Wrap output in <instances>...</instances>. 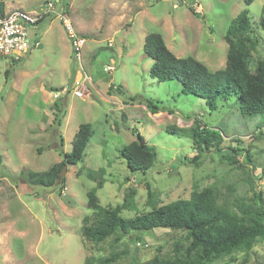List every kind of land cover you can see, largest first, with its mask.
Instances as JSON below:
<instances>
[{
    "label": "rangeland",
    "instance_id": "374dc122",
    "mask_svg": "<svg viewBox=\"0 0 264 264\" xmlns=\"http://www.w3.org/2000/svg\"><path fill=\"white\" fill-rule=\"evenodd\" d=\"M2 1L7 9L33 12L52 1L57 12L39 22L40 47L19 59L0 55V264H85L117 253L114 264H135L186 253L191 240L182 230L158 228L120 241L115 235L100 242L84 237V217L93 214L87 193L97 183L87 175L91 169L106 168V182L97 190L102 205L121 204L134 191L135 208L123 209L124 217L209 187L220 205L238 212L255 207V193L264 199V174L260 179L256 170L264 167V114L245 117L232 100L211 110L204 99L182 93L180 82L152 78L153 60L144 52L145 36L159 32L177 56L223 68L229 25L248 9L254 68L264 61V0ZM61 14L82 37L80 59L72 54ZM85 73L89 92L75 95L76 80ZM62 88L67 92L54 98ZM196 119L221 130V147L234 156L223 157L213 147L194 161L193 140L167 127L189 128ZM82 122L92 123L93 134L83 160L68 165L64 182L46 187L29 181L30 171H46L64 159ZM133 129L158 150L146 172L130 170L119 152L135 138ZM209 264H264V236L250 250H234Z\"/></svg>",
    "mask_w": 264,
    "mask_h": 264
},
{
    "label": "trees",
    "instance_id": "16d2710c",
    "mask_svg": "<svg viewBox=\"0 0 264 264\" xmlns=\"http://www.w3.org/2000/svg\"><path fill=\"white\" fill-rule=\"evenodd\" d=\"M5 6V2L0 0V10H4ZM260 25L264 30V17L261 18ZM252 28L249 10L244 9L232 20L227 30V63L225 67L216 70L209 68L193 55L177 56L168 47L163 34L149 32L145 36L144 52L153 60L150 75L162 82H180L182 93L204 99L211 110H217L220 102L232 100L245 117L263 115L264 61H259L254 68L251 67L249 44L253 42ZM9 73L10 70H7V77ZM149 108L157 112L158 106L149 102ZM167 131L193 140L197 152L194 157L196 162L213 147L220 150L223 157L234 156L221 147L222 131L203 124L199 119L189 128L169 125ZM92 134V123L82 122L74 136L72 150L65 152L64 159L46 171H30L27 176L29 181L46 187L62 184L65 178L58 180V174L65 164H77L83 160ZM133 135V141L119 149L120 155L125 158L127 166L133 172H146L157 162V147L149 143L138 129H133ZM229 149L236 153L234 147ZM247 156L250 158V153ZM256 170L261 179L264 167L260 166ZM105 173V167L91 169L87 173L97 183L87 193V205L93 210V214L84 217V237L100 242L115 235L116 240L120 241L133 233L131 238L140 239L143 232L165 228L186 231L191 240L186 253L175 259H164L156 255L144 263L135 264H209L213 259L234 250H250L255 240L264 236V199L261 192L255 193V207H239L240 212L220 205L214 188L209 187L202 192H194L190 198L177 199L134 217H124L121 214L123 209L135 208L134 191L121 204L114 207L102 205L97 190L106 182ZM119 258V253L109 257H93L87 259L85 264H114Z\"/></svg>",
    "mask_w": 264,
    "mask_h": 264
},
{
    "label": "built area",
    "instance_id": "2783aa9c",
    "mask_svg": "<svg viewBox=\"0 0 264 264\" xmlns=\"http://www.w3.org/2000/svg\"><path fill=\"white\" fill-rule=\"evenodd\" d=\"M56 8L52 1L48 2L41 11H28L22 7H15L0 10V55L12 57L15 59L26 56L33 49L40 47L41 36L37 31L39 22L52 14H56ZM63 25L70 30L71 44L73 54L76 59L82 56L83 40L82 37L73 33L72 24L68 21L66 15L61 14ZM67 29V30H68ZM88 74L82 75L76 80L74 94L83 96L89 92ZM67 88L55 90L54 98L61 97Z\"/></svg>",
    "mask_w": 264,
    "mask_h": 264
},
{
    "label": "water",
    "instance_id": "95a60500",
    "mask_svg": "<svg viewBox=\"0 0 264 264\" xmlns=\"http://www.w3.org/2000/svg\"><path fill=\"white\" fill-rule=\"evenodd\" d=\"M68 168V164H65L62 168V170L60 171V173L58 174V180L62 179V177L64 176V174L66 173Z\"/></svg>",
    "mask_w": 264,
    "mask_h": 264
},
{
    "label": "clouds",
    "instance_id": "9594fccd",
    "mask_svg": "<svg viewBox=\"0 0 264 264\" xmlns=\"http://www.w3.org/2000/svg\"><path fill=\"white\" fill-rule=\"evenodd\" d=\"M5 8H6V6H5ZM10 9V8H9ZM29 11V10H28ZM73 54V53H72ZM73 56H74V54H73ZM75 57V56H74ZM13 59H15V58H13ZM58 90V89H57Z\"/></svg>",
    "mask_w": 264,
    "mask_h": 264
}]
</instances>
